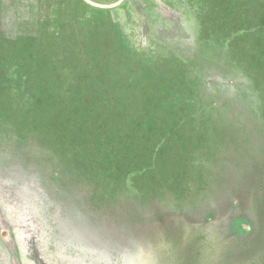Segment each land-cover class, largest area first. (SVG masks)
Here are the masks:
<instances>
[{
    "label": "rangeland",
    "instance_id": "1",
    "mask_svg": "<svg viewBox=\"0 0 264 264\" xmlns=\"http://www.w3.org/2000/svg\"><path fill=\"white\" fill-rule=\"evenodd\" d=\"M211 2L125 0L101 9L84 0H0V45L16 34L64 40L66 30L75 32L69 62L81 63L56 82L69 92L82 71L86 108L102 94L100 112L135 111L156 139L146 153L173 182L146 195H101L102 182L74 175L60 145L56 152L31 134L18 140L0 124V264H164L160 243L173 233L253 236L246 203L264 192V121L243 67L225 59L224 47L198 39L194 16ZM243 3L242 23L254 13L264 23V0ZM3 76L0 66L1 92ZM170 88L176 96L167 101L161 92ZM190 114L195 131L183 126ZM142 163L141 170L152 166L151 158Z\"/></svg>",
    "mask_w": 264,
    "mask_h": 264
},
{
    "label": "trees",
    "instance_id": "2",
    "mask_svg": "<svg viewBox=\"0 0 264 264\" xmlns=\"http://www.w3.org/2000/svg\"><path fill=\"white\" fill-rule=\"evenodd\" d=\"M214 3L217 4L215 11ZM244 6L243 0H212L203 12L199 10L198 15L202 18L194 16L195 28L202 44L224 47L228 51L225 59L233 66L243 67L248 83L258 92L261 108L258 115L264 121V23L254 12L253 18L242 23L241 16L246 14ZM68 30L64 40L38 33L18 36L9 41V45H0L4 47L0 50V66L5 75L4 90H0V124H8L9 132L18 140L22 141L24 137L26 141L31 140L28 137L31 134L33 142L54 146L56 152V145H60L62 158L66 164H71L74 175L102 182L103 189L98 190L101 195L126 193L140 196L146 195L150 189L172 186L169 176L155 166L151 155L144 149L155 138L145 120L135 122L139 117L135 111L116 112L117 109H112L106 114L104 110L111 109L106 106L100 112L94 104H103L107 95L102 94L93 100L92 108H86L88 100L82 71L75 72L81 77L69 92L63 90L60 80L56 82L60 76L70 75L69 66L77 68L81 63L79 58L69 62L72 43L68 41H72L75 32ZM98 42L115 47L111 42ZM171 60L168 62L172 63ZM175 90L170 88L161 92L162 98L171 101L176 96ZM182 90L180 88L177 92L181 94L176 97L177 103L183 102ZM2 103L7 108L4 111ZM201 104L199 102V106ZM194 110L196 120L199 114ZM193 114L182 115L186 128L194 129ZM57 129L65 135L61 140L55 136ZM144 158H151L150 169H140ZM260 186L264 189L263 182ZM258 197H262L261 201L246 203L250 217L257 225L253 236L247 239L242 236L237 240L227 232L190 230L183 234L173 233L160 243L164 264H264V192L258 193Z\"/></svg>",
    "mask_w": 264,
    "mask_h": 264
},
{
    "label": "water",
    "instance_id": "3",
    "mask_svg": "<svg viewBox=\"0 0 264 264\" xmlns=\"http://www.w3.org/2000/svg\"><path fill=\"white\" fill-rule=\"evenodd\" d=\"M87 4L94 6L96 8H101V9H112V8H116L119 5H121L125 0H118L117 2L113 3V4H99L96 3L92 0H84Z\"/></svg>",
    "mask_w": 264,
    "mask_h": 264
},
{
    "label": "crops",
    "instance_id": "4",
    "mask_svg": "<svg viewBox=\"0 0 264 264\" xmlns=\"http://www.w3.org/2000/svg\"><path fill=\"white\" fill-rule=\"evenodd\" d=\"M185 11H186V10H185ZM186 12L188 13V11H186ZM191 19H192V18H191ZM18 36H20V35H19V34H18V35L16 34L14 39H16V37H18Z\"/></svg>",
    "mask_w": 264,
    "mask_h": 264
}]
</instances>
